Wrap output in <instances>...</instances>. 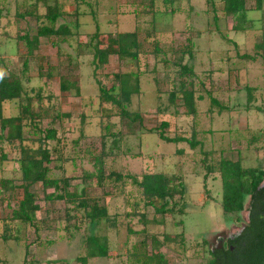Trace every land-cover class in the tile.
Listing matches in <instances>:
<instances>
[{"label":"rangeland","instance_id":"374dc122","mask_svg":"<svg viewBox=\"0 0 264 264\" xmlns=\"http://www.w3.org/2000/svg\"><path fill=\"white\" fill-rule=\"evenodd\" d=\"M28 1L31 0H0V57L4 60L0 63V76L19 70L24 50L15 37L16 31L32 32L36 20L29 16L17 19L15 14L21 11V3ZM87 1L88 7L81 4L78 8L83 14L70 12L58 20V23L66 22L65 26L73 33L66 42L56 37L39 39L27 64V77L21 83L33 110H38L40 104L49 109V116L43 118L40 127L49 125L60 140L59 144L53 141L45 144L51 151L48 175L65 179L68 191L75 193L78 200L93 198L105 205L109 218L93 229L80 219V229L73 230L70 225L75 217L82 218L81 209L73 208L71 201L45 199L44 193L52 189L43 191L36 184L33 190L39 209L35 215L43 220L40 230L35 233L31 227L11 222L13 234L19 239L0 238V264H21L30 259L36 261L32 264H46V260L47 264H77L75 257L84 253L81 235L92 232L107 236L109 255L89 259L87 264H141L134 263L130 253L153 252L152 237L162 243L158 251L165 264H203L209 257L208 250L218 239L233 237L246 221L245 209L239 213V221L221 217L220 181L215 163L220 157L239 158L243 167L264 169V142L260 132L263 120L259 111L245 109L243 90L244 85L254 87L249 106L264 105V94H261L264 93L261 88L264 56L260 54L264 49H255L256 44L264 45V0L258 10L255 0H245L247 21L240 32L232 30L231 16L221 14L219 0H211L213 8L207 0H171L169 5L160 0L153 3L151 0ZM60 3L64 11L74 7L73 0H60ZM153 7H156L155 13ZM37 9L38 13L43 11L40 5ZM90 9L94 10V20L87 13ZM95 25L100 33V48L108 51L118 34L136 31L141 44L137 62L120 60L109 53L107 62L93 74L91 53L87 47L79 52L76 45L88 41ZM65 26H61V32ZM224 35L237 43L236 50L224 40ZM154 41L161 52L153 51ZM236 52L254 55L255 59L238 58ZM179 60L192 67L193 76L179 75L177 66L172 64ZM128 71L138 72L139 92L130 97L126 109L139 113L142 119L140 127L130 124L132 129L127 126L128 120L117 114L116 108L99 104L95 83L98 80L109 87L115 84L113 74ZM61 79L76 82L78 95L73 88L61 92ZM181 79L192 82L196 111L193 117L187 113L178 93L172 103L168 98L171 90L177 91ZM39 88L40 104L35 96ZM207 94L228 109L220 110L209 104ZM197 95L201 100L195 98ZM4 109L7 114L18 110L16 102L7 103ZM57 113L63 116L50 121V116ZM161 121L167 122V136L189 137L190 131L195 130L196 138L202 142L201 150L206 154L199 147L190 149L185 142L173 144L159 140L154 128ZM105 124L109 125V133L104 132ZM23 129L31 130L29 126ZM116 131L120 135L110 134ZM0 150L6 154L0 161V177L12 179L17 185L16 145L2 143ZM100 154L105 172L114 170L137 176L144 172H163L179 178L185 189L183 204H180L182 216L178 213L154 215L150 207L138 200L128 183L122 188L119 185L112 188L109 184L103 187L85 176L92 170V157ZM207 164L213 170L203 182ZM19 198L20 190L15 189L12 198L0 200V217H8ZM66 215L73 217L67 221ZM1 230L0 222V233ZM165 235L175 238L166 240Z\"/></svg>","mask_w":264,"mask_h":264},{"label":"trees","instance_id":"16d2710c","mask_svg":"<svg viewBox=\"0 0 264 264\" xmlns=\"http://www.w3.org/2000/svg\"><path fill=\"white\" fill-rule=\"evenodd\" d=\"M152 3L154 0H151ZM162 4L169 5L171 0H160ZM208 5L211 7L214 3L211 0H207ZM262 0H255V8L260 9ZM74 7L70 11H64L61 8L60 0H31L21 3V11L15 14L17 19H23L24 16H29L36 20L35 27L32 32L16 31V39L22 45L24 52L22 53V59L18 72L10 71L4 76H0V146L2 143L7 145H16L17 156L15 162L19 171V183L16 185L12 179L0 177V200L10 199L13 197L15 189L20 190V198L16 202L15 208L10 209L8 217H0L2 224V230L0 238L2 240H14L17 241L19 237L13 234V225L11 222L20 223L24 227H31L35 233L40 230V225L43 220H38L36 217V211L39 209L37 203V195L33 190L36 184H40L43 191L46 189H52L49 193H44V198L51 200H64L71 201L72 207L81 209L82 218L73 219V223L70 225L73 230L78 231L80 229L79 221L83 219L89 229L95 228L101 221H107L109 216L106 206L99 204L95 199H82L78 200L75 193L68 191L67 181L63 178L50 177V167L48 164L51 162V151L47 149L46 142L53 141L55 144H59L60 140L56 136V130L50 127H40V122L44 117L49 116V109L41 107L40 104V88L35 93L36 100L40 104L38 110H33L29 101V96L23 94L22 90V78H26L27 64L29 58L33 56L39 44L40 38L56 37L58 41H67L69 35H72L69 26H65V23H58V20L65 14L74 12L75 14H83L84 11L78 12V8L81 4L88 7L87 0H73ZM43 8L41 13H38V6ZM219 7L223 16H231L234 24L232 30L240 32L244 29V24L247 21L245 16V0H219ZM213 8V7H212ZM163 9V8H162ZM169 10V9H168ZM171 10V9H170ZM152 12H156V7L152 8ZM169 12V11H168ZM173 11H170L172 13ZM2 9L0 8V17ZM88 14L91 15L94 20V10L90 9ZM213 18H216L215 16ZM63 24V25H62ZM68 24V23H67ZM61 26H65L64 31H60ZM74 26L76 24L74 23ZM100 33L97 26L91 35L88 36V41L82 45L79 43L76 48L79 52L87 47L91 53V64L93 66V74L95 70L104 65L107 62L109 53H113L120 60H131L137 62L138 54L140 53L141 44L137 38L136 31H128L121 34L114 39V46L110 51L103 50L99 45ZM224 40L231 44L234 49H237V43L227 36H223ZM255 49H264L263 44H256ZM153 51L155 53L161 52L159 45L154 41ZM264 51V50H263ZM260 52L264 56V52ZM189 52V49L186 50ZM77 55H80L76 53ZM191 54L188 53V56ZM236 56L241 59L251 60L255 59L254 55L248 53H237ZM3 58L0 57V63L3 62ZM177 66L179 75L193 76L194 72L191 66L179 60L178 62H172ZM115 84L109 87L103 86L98 80H95L98 90L99 104H109L117 109V114L121 118L128 120V127L130 124L136 123L138 127L141 126V117L137 112H129L126 109L130 97L133 94L139 92V79L137 71L118 72L112 75ZM191 83V85H190ZM192 82L185 83L183 79L178 83L177 91L171 90L168 93V98L172 103L177 96L181 100V103L185 106L188 114L194 116L195 106L193 89L190 88ZM70 88H73L75 95H78V88L76 82L61 79L59 81V90L61 92H68ZM245 93V109H254L262 115V141L264 142V105H252L249 106L251 101V91L254 87L244 85ZM208 95V101L211 105H216L220 110H227L228 107L222 104H218L216 100ZM195 98L201 100V97L197 95ZM16 102L17 111L15 114H7L5 112V105L7 103ZM62 114H55L50 116V121L60 118ZM30 127L31 130H25L24 127ZM167 127L166 121H161L154 129H147L146 131H155L157 138L166 143L176 144L178 142H185L190 149L199 147L200 152L205 155L206 152L201 150L202 142L196 138L195 130L190 131L189 137L184 136H167L165 134V128ZM104 132L109 133V125L103 126ZM132 129V127H131ZM131 131V130H130ZM28 136L26 137L25 136ZM114 134L120 135L119 131ZM254 145L252 139H249ZM6 154L0 150V161L4 160ZM59 157V155L57 156ZM92 170L85 173V176L90 179H94L96 184L103 187L109 184L112 188L119 185L122 188L124 184L128 183L134 188L135 193L138 195V200L142 202L144 206L150 207L153 214L160 215H173L178 213L182 216L183 204L185 197L184 184L181 180L171 174H165L163 172H144L139 176L126 172L121 173L119 171L110 170L105 172L103 168V155H95L92 157ZM205 159L201 158L202 162ZM215 171L218 174L220 181V199L219 206L221 210V217L223 219H234L239 221V213L245 209L246 221L240 229V231L231 238L226 240L225 244H221L218 248L213 247L208 250L209 257L203 264H262L264 260V169L260 167H243L239 158L228 159L220 157L215 163ZM206 172L203 174L202 181L204 182L206 174L212 172L213 166L210 164L204 165ZM107 193V191H105ZM131 196V195H130ZM128 197V196H127ZM247 200V204L244 207V201ZM8 203V202H6ZM7 205V204H6ZM8 206V205H7ZM73 215L65 216L70 220ZM182 226V218L179 221ZM17 232V228L15 227ZM174 236L168 237L165 235L166 240L173 241ZM181 240V239H180ZM81 244L84 249V253L77 255L75 260L77 264H87L89 259L107 258L109 253L107 236L97 233H86L81 235ZM140 244L144 248V241ZM150 245L154 248L153 252L140 253L131 252L133 262L141 264H165V260L158 249L162 246L159 239L152 237ZM36 262V261H35ZM34 260L22 262L21 264H32ZM46 264L49 261H45ZM37 264V263H36Z\"/></svg>","mask_w":264,"mask_h":264},{"label":"flooded vegetation","instance_id":"af4514ba","mask_svg":"<svg viewBox=\"0 0 264 264\" xmlns=\"http://www.w3.org/2000/svg\"><path fill=\"white\" fill-rule=\"evenodd\" d=\"M226 240L227 239H218L216 245H214L213 247H217L218 248L221 244H225L226 243Z\"/></svg>","mask_w":264,"mask_h":264},{"label":"crops","instance_id":"0c3cea01","mask_svg":"<svg viewBox=\"0 0 264 264\" xmlns=\"http://www.w3.org/2000/svg\"><path fill=\"white\" fill-rule=\"evenodd\" d=\"M261 88H262V89H264V86H261ZM261 94H264V93H261ZM261 96H262V95H261ZM261 96H260V97H261ZM259 116H260V118H261V121H262V115H261V113H260V112H259Z\"/></svg>","mask_w":264,"mask_h":264},{"label":"water","instance_id":"95a60500","mask_svg":"<svg viewBox=\"0 0 264 264\" xmlns=\"http://www.w3.org/2000/svg\"><path fill=\"white\" fill-rule=\"evenodd\" d=\"M263 183V182H262ZM262 264H264V260L262 261Z\"/></svg>","mask_w":264,"mask_h":264}]
</instances>
